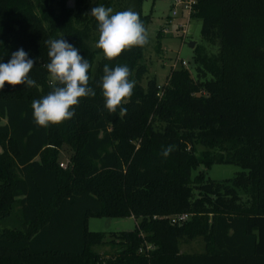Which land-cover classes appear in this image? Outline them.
Masks as SVG:
<instances>
[{"label":"trees","instance_id":"obj_1","mask_svg":"<svg viewBox=\"0 0 264 264\" xmlns=\"http://www.w3.org/2000/svg\"><path fill=\"white\" fill-rule=\"evenodd\" d=\"M73 1L0 0V62L23 48L36 81L0 90V264H264V0H194L190 16L215 52L194 44V76L170 69L159 95L154 77L142 84L145 46L113 60L95 46L93 7L132 10L146 27L142 0ZM61 36L92 65L96 95L44 128L32 101L52 91L46 41ZM105 64L127 65L135 81L124 115L105 107ZM214 163L240 170L190 177ZM180 212L189 218H166ZM126 216L135 219L131 230L87 229L89 217ZM196 237L200 251H180Z\"/></svg>","mask_w":264,"mask_h":264},{"label":"clouds","instance_id":"obj_2","mask_svg":"<svg viewBox=\"0 0 264 264\" xmlns=\"http://www.w3.org/2000/svg\"><path fill=\"white\" fill-rule=\"evenodd\" d=\"M99 26V39L96 47L101 49L108 60L119 57L125 50L143 47L149 42L148 32L139 17L132 10L115 12L103 5L93 7L90 13ZM50 63L46 65L50 74L52 91L41 99L32 101L34 120L37 125L47 128L70 120L75 115V107L80 98L94 97L95 91L89 87V69L92 65L80 54V50L69 43L64 36L46 41ZM35 61L29 58L23 48L11 53L7 63L0 62V90L9 85L36 86L29 73ZM101 87L105 98V107L110 113L120 110L124 115L126 104L133 94L135 81L130 80L131 71L127 65L110 68L105 64ZM171 147L164 150L168 156Z\"/></svg>","mask_w":264,"mask_h":264},{"label":"rangeland","instance_id":"obj_3","mask_svg":"<svg viewBox=\"0 0 264 264\" xmlns=\"http://www.w3.org/2000/svg\"><path fill=\"white\" fill-rule=\"evenodd\" d=\"M88 4H91L94 0H85ZM114 2V0H110ZM72 4L74 1L72 0ZM175 8L176 17H182L184 20L185 11L181 4L172 5V0H142L140 4L141 13L149 14V20L146 23V30L149 36V42L145 45L142 57L143 63L146 66V73L142 78V84L146 78L154 77L155 83L159 86L165 83L166 76L169 73L172 66H177V62H182L184 66L181 67L188 70L191 76H194V64L192 61V48L194 44H202L207 52H215V46H208L205 44L199 36L200 19L196 16L187 17L186 31L182 37H178L177 33L172 30L174 26V19L170 22L166 21L172 8ZM113 11L115 10L114 4H112ZM166 28V32H162V29ZM159 30L160 35L156 37V32ZM179 34V33H178ZM189 42H192V47L188 46ZM99 56H96L97 60ZM201 147L197 146V150ZM68 150L61 149L59 154V162H67ZM66 167V166H65ZM64 167V168H65ZM240 168L234 164H211L208 167L198 165L196 168L190 170V177L192 178L197 172H202L205 178L213 180H222L230 178ZM9 220H5L7 225ZM135 219L132 216L126 217H89L87 219V229L91 231H102L105 233L128 231L133 229ZM202 249V243L200 238L191 239L185 243L180 244V251L192 252L200 251ZM94 250L108 254L110 252L107 246H94Z\"/></svg>","mask_w":264,"mask_h":264},{"label":"built area","instance_id":"obj_4","mask_svg":"<svg viewBox=\"0 0 264 264\" xmlns=\"http://www.w3.org/2000/svg\"><path fill=\"white\" fill-rule=\"evenodd\" d=\"M194 0H172V5L174 6L175 4H181L184 11H185V16H184V20H180V21H176L174 22V26L172 28L173 31H175L177 33V36L178 37H182L186 31V24H187V17L189 16V12H190V7H191V4ZM176 14V11H175V8L173 7L170 11V17L166 19V21L170 22L171 21V18L174 17ZM166 28H163L162 29V32H166ZM179 33V34H178ZM180 61L177 62V66H184L181 63H179ZM175 68V65L172 66V69ZM156 88H157V95L160 94V89H161V86L159 85H156ZM58 166L61 167V168H64V163L62 162H59L58 163ZM190 216V213H187V212H180V213H177V214H173V215H170V216H167L166 218L169 219L170 223H180L182 221H185L186 219H188Z\"/></svg>","mask_w":264,"mask_h":264},{"label":"crops","instance_id":"obj_5","mask_svg":"<svg viewBox=\"0 0 264 264\" xmlns=\"http://www.w3.org/2000/svg\"><path fill=\"white\" fill-rule=\"evenodd\" d=\"M170 16L168 15V18H169ZM174 20V22H176V21H180L181 20V18L180 17H176V16H174V17H172ZM167 19V18H166ZM172 20V19H171Z\"/></svg>","mask_w":264,"mask_h":264},{"label":"water","instance_id":"obj_6","mask_svg":"<svg viewBox=\"0 0 264 264\" xmlns=\"http://www.w3.org/2000/svg\"><path fill=\"white\" fill-rule=\"evenodd\" d=\"M69 4H71V0H67ZM193 43L189 42L188 46L192 47Z\"/></svg>","mask_w":264,"mask_h":264}]
</instances>
